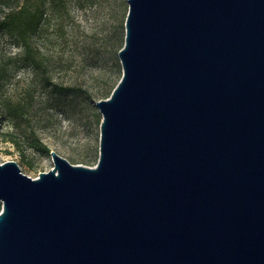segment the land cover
Masks as SVG:
<instances>
[{"label":"water","instance_id":"1","mask_svg":"<svg viewBox=\"0 0 264 264\" xmlns=\"http://www.w3.org/2000/svg\"><path fill=\"white\" fill-rule=\"evenodd\" d=\"M95 166L0 162V264H264V0H128Z\"/></svg>","mask_w":264,"mask_h":264},{"label":"rangeland","instance_id":"2","mask_svg":"<svg viewBox=\"0 0 264 264\" xmlns=\"http://www.w3.org/2000/svg\"><path fill=\"white\" fill-rule=\"evenodd\" d=\"M128 10V0H66L65 8L35 36L34 43L48 51L54 81L67 86L68 92L61 93L56 86L38 87L29 117L13 120L0 112V162L16 160L32 177L54 167L52 150L71 163L97 164L102 113L96 101L109 97L122 76L119 49L125 42ZM9 49L12 58L7 61L12 68L0 78L6 94L18 99L25 94L28 81L39 77L16 54L19 48L14 43ZM26 129L49 151L37 150L26 141L20 152L3 140L5 131Z\"/></svg>","mask_w":264,"mask_h":264},{"label":"trees","instance_id":"3","mask_svg":"<svg viewBox=\"0 0 264 264\" xmlns=\"http://www.w3.org/2000/svg\"><path fill=\"white\" fill-rule=\"evenodd\" d=\"M65 6L66 0H0V75L8 74L12 68L7 60L12 58V55L9 56V44L14 43L19 48L16 54L27 62L39 77L38 80L31 78L28 81L25 94H21L22 97L18 99L6 94L0 78V112L3 117L13 120L29 117L34 105L35 89L38 87L56 86L57 91L68 92L67 86L54 81L49 70L50 57L47 56L46 48L34 43L35 36L43 32L49 26L52 16ZM110 95L111 92L108 96ZM3 140L13 143L20 152H24L23 144L26 141L37 150L49 151L40 138L28 135V129L19 132L5 131Z\"/></svg>","mask_w":264,"mask_h":264}]
</instances>
